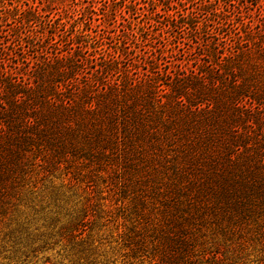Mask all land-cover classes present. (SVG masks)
Segmentation results:
<instances>
[{"label": "trees", "instance_id": "16d2710c", "mask_svg": "<svg viewBox=\"0 0 264 264\" xmlns=\"http://www.w3.org/2000/svg\"><path fill=\"white\" fill-rule=\"evenodd\" d=\"M195 14L170 28L195 32ZM82 37L0 47L18 61L0 77V236L15 256L41 221L79 264H109L93 233L117 222L128 264H264V33L207 38L196 75L169 82L154 67L132 78L124 52Z\"/></svg>", "mask_w": 264, "mask_h": 264}, {"label": "rangeland", "instance_id": "374dc122", "mask_svg": "<svg viewBox=\"0 0 264 264\" xmlns=\"http://www.w3.org/2000/svg\"><path fill=\"white\" fill-rule=\"evenodd\" d=\"M250 0H0V47L13 44L47 46L77 44V38L90 35L100 41L106 52L118 57L121 52L123 66H132V78H147L156 72L164 73L163 80L169 82L171 74L182 72L184 76H195L196 68L208 61L201 54L206 39L221 43L233 33L252 31L264 33V0L255 8ZM207 7V11H203ZM203 9V10H201ZM201 10V11H200ZM217 11V12H213ZM261 11V15H260ZM194 15L196 31L180 25L182 35L169 22ZM30 13L35 20L23 23L24 15ZM227 17H224V16ZM223 20H234L220 25ZM240 24V26H238ZM219 26H222L221 31ZM232 29V31H231ZM218 30L220 32H218ZM196 32H198L196 34ZM221 33V34H220ZM21 36V38H19ZM176 36L178 39H176ZM219 36V37H218ZM75 41V42H74ZM90 42V41H89ZM230 43V41H229ZM76 46V45H74ZM75 50V49H74ZM89 49H85L86 52ZM18 54L20 52L16 50ZM21 57L32 60L33 49ZM92 51V50H89ZM63 54V53H62ZM61 54V55H62ZM60 55V56H61ZM2 60V59H1ZM0 60V77L4 68L14 66L13 59L5 64ZM120 60V58H117ZM94 65L100 59L91 56ZM89 61V62H90ZM155 65V66H153ZM88 67V64L85 65ZM136 68V69H134ZM14 70V67L13 69ZM119 78V77H118ZM117 79V78H116ZM118 223H105L101 230L93 233V243L101 256H108L109 264H128L127 248L117 241L121 232ZM34 239L27 256H15L9 239L0 236V264H79L74 256L72 243L58 237L56 232L45 227L43 222H34L29 228ZM54 235V236H53ZM33 251H36L33 253ZM128 251V250H127ZM104 260L102 257L100 261Z\"/></svg>", "mask_w": 264, "mask_h": 264}]
</instances>
